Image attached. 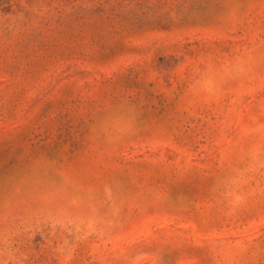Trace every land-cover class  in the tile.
Segmentation results:
<instances>
[{
  "label": "rangeland",
  "instance_id": "obj_1",
  "mask_svg": "<svg viewBox=\"0 0 264 264\" xmlns=\"http://www.w3.org/2000/svg\"><path fill=\"white\" fill-rule=\"evenodd\" d=\"M0 264H264V0H0Z\"/></svg>",
  "mask_w": 264,
  "mask_h": 264
}]
</instances>
